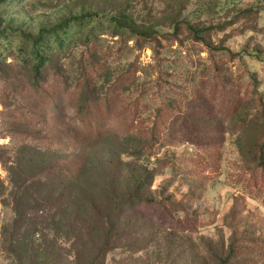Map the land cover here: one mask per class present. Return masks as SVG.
I'll list each match as a JSON object with an SVG mask.
<instances>
[{
    "label": "rangeland",
    "instance_id": "obj_1",
    "mask_svg": "<svg viewBox=\"0 0 264 264\" xmlns=\"http://www.w3.org/2000/svg\"><path fill=\"white\" fill-rule=\"evenodd\" d=\"M0 264H264V0H0Z\"/></svg>",
    "mask_w": 264,
    "mask_h": 264
},
{
    "label": "trees",
    "instance_id": "obj_2",
    "mask_svg": "<svg viewBox=\"0 0 264 264\" xmlns=\"http://www.w3.org/2000/svg\"><path fill=\"white\" fill-rule=\"evenodd\" d=\"M65 28V26H63V28H57L55 30H50V31H42L37 38L31 39L32 37H25L24 40L26 42H29V48L27 51H25L22 55L23 58H29L30 55L32 57L33 60L37 59L39 61L42 60L43 57H45V55L49 52V50L51 51V49L46 46V38H51L54 41L57 42V50H60L63 45L60 43L59 37L57 32L63 30ZM121 29L126 30L127 32H130L131 34L134 32V29L131 28H127V27H122ZM186 29L188 30V32H190L191 34L195 35L196 37L199 36L198 31L195 30L193 27H191L190 25L186 26ZM139 34L140 36H143L145 38H147L148 36L144 33H136ZM201 37H198V39H200ZM202 40V39H200ZM34 54V55H33ZM49 100H51V97H48ZM83 107V106H82ZM82 107H77V106H72L73 111L76 113L77 118L80 121V124L82 125L83 130L91 135L93 133V124L96 121H100L101 117L100 115H103V113L101 112V110L97 107L94 109H90V108H82ZM87 107V106H86ZM57 108L52 107L47 109V112H51V111H56L57 112ZM85 111V112H84ZM60 116V115H58Z\"/></svg>",
    "mask_w": 264,
    "mask_h": 264
}]
</instances>
